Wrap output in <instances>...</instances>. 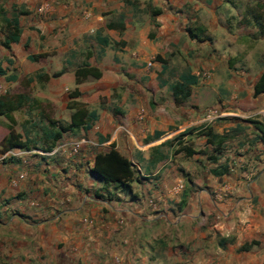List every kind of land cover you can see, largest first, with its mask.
I'll list each match as a JSON object with an SVG mask.
<instances>
[{"label": "crops", "instance_id": "1", "mask_svg": "<svg viewBox=\"0 0 264 264\" xmlns=\"http://www.w3.org/2000/svg\"><path fill=\"white\" fill-rule=\"evenodd\" d=\"M225 1L0 0L15 32L6 46L0 22V95L24 77L31 96L51 103L57 119L69 121L68 91L75 88L78 100L97 113L89 128L68 131L56 142H76L75 153L69 145L52 154L15 148L0 155L2 161L38 150L49 160L53 201L38 213L30 240H46L51 264L262 261L256 244L241 245L256 240L264 223V147L248 121L264 125V92L253 94L264 52L239 29L228 46L215 45L214 30L229 32L217 11ZM108 22L124 27L109 28ZM197 27L204 29L202 40L188 36ZM81 64L97 66L101 76L76 84ZM183 72L198 80L177 102L169 85ZM37 73L47 77L38 80ZM11 74L15 80L7 78ZM202 125L227 133L217 162L207 158L212 146L205 137L188 132ZM182 133L180 139L203 153L176 152L173 138ZM111 147L137 169L139 180L128 190L102 188L92 177L95 155ZM220 163L228 171L215 175ZM96 189L103 197L93 196Z\"/></svg>", "mask_w": 264, "mask_h": 264}, {"label": "rangeland", "instance_id": "2", "mask_svg": "<svg viewBox=\"0 0 264 264\" xmlns=\"http://www.w3.org/2000/svg\"><path fill=\"white\" fill-rule=\"evenodd\" d=\"M263 2L264 0H229L222 3L217 11L224 16L229 25V32H224L220 27L214 30L212 35L215 38V45L219 48L223 45L228 46L227 42L237 34L239 29L240 33L248 36L244 38L255 41L253 43L259 41L257 48H262L264 52V42H260L261 37L257 34V26L254 25L252 18L254 11L262 13L258 4ZM3 32L6 34L5 30ZM25 79L20 77L15 84L4 86L7 93L23 91L32 97L31 84ZM71 92L68 91V96ZM41 101V104L28 103L14 112L15 131L34 136L36 127H32L33 123L42 125L46 123L45 116L54 117L55 111L52 104L50 103L48 107L47 100L41 99ZM7 134V120L0 117V141ZM179 140L181 144L174 139L177 147L189 142L185 138ZM2 153L3 151L0 150V155ZM44 155L43 152L35 150L24 158L8 154L6 159L0 161V264H51L52 255L48 251L46 240L39 245L30 240L36 229L35 222L39 219L38 213H45L49 207L48 204L53 201V195L47 184L49 160ZM261 178L263 179L264 176ZM262 212L264 217V208ZM262 229V234L256 240L245 243H248L249 247L253 243L256 244L253 249H260L264 256V223H262ZM227 240L229 242V238ZM218 241L221 242V240ZM245 243L241 245V248ZM258 264H264V257Z\"/></svg>", "mask_w": 264, "mask_h": 264}, {"label": "trees", "instance_id": "3", "mask_svg": "<svg viewBox=\"0 0 264 264\" xmlns=\"http://www.w3.org/2000/svg\"><path fill=\"white\" fill-rule=\"evenodd\" d=\"M259 10L262 13H252L254 25L257 26V34L259 37H264V2L258 4ZM154 13H158L159 9H155ZM0 22H2L1 28L5 30L4 44L8 46V43L13 38L15 32L10 29L6 24V18L4 9L0 5ZM10 23L14 26L17 24L16 17L10 20ZM107 27L122 29L124 25L122 23L108 22ZM7 28V29H6ZM204 29L201 27L189 28L188 36L197 40L204 38ZM157 59H161L160 55H156ZM5 70L0 66V74H4ZM102 71L95 65L81 64L76 66L74 70L75 82L80 84L85 80L92 78L97 79L101 76ZM36 77L38 80L46 78L47 76L43 73H37ZM8 79L15 80V75H8ZM198 77L190 72H183L180 74L178 80L172 82L169 87L173 93V96L177 102L185 100L191 92V85L195 84ZM264 92V71L260 74L258 79L253 85V94L258 95ZM80 91L75 88L70 94V100L68 101V107L72 109L69 121H63L52 116H45L46 123L38 125L33 123L32 127H36L34 130V136L27 135L26 132L21 133L15 131L13 124L16 123L14 112L23 108L24 106L33 104H41L42 101L35 97H30L25 93H4L0 95V117H4L7 120L8 134L0 141V150L6 151L9 149H26L31 150L40 149L44 152H50L55 146L56 142L68 131H74L75 129L82 127L87 129L91 126L92 121L97 118V113L93 109H89L86 103L78 100ZM50 107V103H46ZM42 115V114H40ZM249 122L254 123L257 128V138L261 141L264 147V125L256 120L248 119ZM197 130L198 135H203L206 139V143L212 146V152L207 155V158L212 162H217L219 154L224 148V142L227 139V133L219 134L212 131L211 127L199 126L191 127L189 131ZM160 131H155V136L160 135ZM183 135H177L176 139L178 144L180 138ZM172 141H166L164 144H170ZM183 144V143H182ZM176 152L182 151L186 156H191L194 153H203L202 150H195L192 143L189 141L186 144L178 146L175 149ZM45 156V155H44ZM163 157V155H161ZM136 167L133 162L118 152L113 147L109 148L105 152H99L94 157V165L91 168L92 177L103 184L102 188H107L109 185L123 188L124 190L130 189L132 182L139 180V175L136 174ZM228 171L227 163H220L216 168L212 169L215 175H219L223 172ZM94 197H103L99 190L96 189L93 192ZM226 239H221V242ZM248 243H245L242 248L247 249Z\"/></svg>", "mask_w": 264, "mask_h": 264}, {"label": "built area", "instance_id": "4", "mask_svg": "<svg viewBox=\"0 0 264 264\" xmlns=\"http://www.w3.org/2000/svg\"><path fill=\"white\" fill-rule=\"evenodd\" d=\"M69 145L72 147L71 152L75 153L77 151V143L76 142L69 143V142L62 141V142L58 143L50 152H48V154L56 153L58 150H62L64 148H67ZM11 153L17 154L14 152H11Z\"/></svg>", "mask_w": 264, "mask_h": 264}]
</instances>
